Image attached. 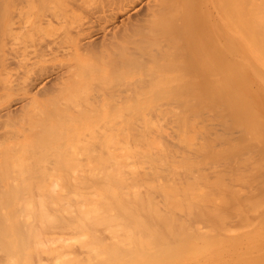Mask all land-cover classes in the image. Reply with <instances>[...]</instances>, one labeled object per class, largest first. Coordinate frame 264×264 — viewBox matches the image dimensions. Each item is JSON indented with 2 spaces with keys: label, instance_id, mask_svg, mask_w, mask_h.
Instances as JSON below:
<instances>
[{
  "label": "bare ground",
  "instance_id": "1",
  "mask_svg": "<svg viewBox=\"0 0 264 264\" xmlns=\"http://www.w3.org/2000/svg\"><path fill=\"white\" fill-rule=\"evenodd\" d=\"M86 1L0 0V51ZM136 1L98 0L66 50L58 40L46 48L89 66L65 60L58 70L60 60L58 81L35 91L32 65L0 77L10 99L0 122L17 110L40 117L45 94L64 105L60 117L90 122L58 133L64 119L43 103L59 125L28 118L36 129L21 138L9 127L17 142L12 156L5 143L0 151V264H264V0ZM126 6L135 12L118 27ZM15 57H0L2 67ZM254 233L263 237L253 251L234 255Z\"/></svg>",
  "mask_w": 264,
  "mask_h": 264
},
{
  "label": "rangeland",
  "instance_id": "2",
  "mask_svg": "<svg viewBox=\"0 0 264 264\" xmlns=\"http://www.w3.org/2000/svg\"><path fill=\"white\" fill-rule=\"evenodd\" d=\"M86 1V0H85ZM97 1L98 0H87L86 2H84V4H86V5H84L83 4V6H81V7H79V9H76V10H74V12L73 11H71V10H69V9H67L68 11H66V15H65V17H64V15H63V17H64V19L65 20H62V21H56V20H53V22H52V24H49V23H45L44 24V28H43V32L41 33V35H40V37L39 36H37V35H34V37H32V38H30V39H27V38H24L23 36H25V34H21V33H19V34H16L14 37H12L11 39H9V41H8V44L4 47V50L1 52V58H2V56H9L10 58H13L14 56H16L14 59H13V62H12V64L8 67V68H3L2 67V64L0 63V77H6L9 81L11 80V79H15L16 77H18V76H21L22 74H23V72H25V66H26V64H28V65H32V67H33V69L30 71V77H28V78H31L32 77V79L34 78V81H31L30 79H28V81H27V79H26V83H27V85L29 84V82L32 84V91H35L36 89H37V83H41L44 79H46V78H48V79H46V80H48V82H49V80L51 79V77H55V78H53V79H55V82L56 81H58V79H57V77H56V71L57 70H54V66L56 65L55 63L56 62H59L60 60L61 61H65V60H67V61H71L72 60V57L73 56H69V55H67L68 53H67V51H62V47H57V46H54L55 48H53V49H55V52L54 51H52L51 52V50H48V49H46V48H48V46H49V44H52L53 42H54V40L55 41H57L58 40V43H59V46H61V44L60 43H62L63 45V47L65 48V46H67L66 48H68L70 45H71V41L69 40V39H71V38H69L68 39V35H69V33L71 34V35H75L74 33L72 34L71 33V31L72 32H75L74 30H75V27L78 25V24H82L83 22H85V21H87L88 20V18H89V15L91 14V11L94 9V8H96V6H95V3H97ZM91 2V3H90ZM146 2H147V0H137L136 2H135V4H134V6H135V8L137 9V7H139V6H141L143 3H145V4H143V6L144 5H146ZM94 3V4H93ZM90 4V5H89ZM97 5V4H96ZM95 6V7H94ZM127 7V6H126ZM133 7V6H132ZM132 7H127L126 9H120V11H119V13H118V19H116V21H115V24L119 27V26H121V24L123 25V21L125 20H127V18H128V16H129V14H132V13H134L135 12V8L133 9ZM118 9V8H117ZM91 10V11H90ZM119 10V9H118ZM118 10H116V11H118ZM109 11V10H108ZM61 12V11H60ZM129 13V14H128ZM96 15H99V13L97 14L96 13ZM127 16V17H126ZM126 18V19H125ZM123 20V21H122ZM55 21V22H54ZM125 21H124V23H125ZM109 26H113V25H109ZM95 33V32H94ZM70 36V35H69ZM53 41V42H52ZM61 41V42H60ZM39 42H41V44H42V47H44L43 49H44V52H42L41 51V56L39 55V53H38V51H37V48H38V46H39ZM67 44V45H66ZM65 45V46H64ZM47 46V47H46ZM57 48H61L60 50L63 52H58V50H57ZM66 48H65V50H66ZM14 49H16L15 51H14ZM56 50H57V52H58V54L56 55ZM59 50V51H60ZM249 55L251 56V58H253V60H255L256 61V63H257V65L259 66V64H261V61H260V58H259V53L255 50V48H253V47H251V48H249ZM55 53V54H54ZM65 55V56H64ZM75 57V56H74ZM73 57V58H74ZM76 58L78 59H80L79 61H77L76 60ZM76 58L75 59H73L70 63H72L73 61V63H74V66L75 65H77V63H78V66H76V67H78L77 69V71H79V64H81L82 62H85V63H83V64H81V66L83 65L84 66V64L85 65H88V58H86V57H84V56H76ZM83 58V59H82ZM76 60V61H75ZM60 61V62H61ZM67 61H65V63H57V66H55V68L56 69H58V67L59 66H61L62 64L64 65V64H66V62ZM81 61V62H80ZM80 62V63H79ZM43 64V66H44V70H42L41 71V73H37V68L40 66V65H42ZM67 64H68V62H67ZM66 64V65H67ZM59 65V66H58ZM45 66H47V70L45 71V69H46V67ZM65 66V65H64ZM89 66V65H88ZM88 66L86 67V69L88 68ZM76 67H74V70H73V73H71L72 74V76L74 75V72L76 71ZM90 68V67H89ZM263 68V69H262ZM262 71H264V67L262 66ZM65 69V71H67L66 70V68H64ZM69 69V68H68ZM81 69V68H80ZM85 68H83V71H81L80 73L78 72V74H80L81 75V73L82 72H85V75H87L88 73H86V70ZM91 69V68H90ZM58 70H60V67H59V69ZM92 70V69H91ZM52 71L54 72L55 71V73H52ZM69 72V71H68ZM67 72V73H68ZM88 72H89V69H88ZM66 73V74H67ZM57 74H59V73H57ZM71 74L69 73L68 74V76H66L65 78H67V79H69L68 77H71ZM82 74H84V73H82ZM41 75V76H40ZM76 75H77V73H76ZM76 75H74V76H76ZM25 76H26V73H25ZM39 76V77H38ZM83 76V75H82ZM41 77H42V79H41ZM39 80H38V79ZM74 77H71L70 79H73ZM24 79V78H23ZM57 79V80H56ZM82 79H84V77L82 78ZM36 80V81H35ZM37 81H39V82H37ZM53 81V80H52ZM0 82H2V79L0 78ZM44 82V81H43ZM34 83H36V85L34 84ZM50 83H52L51 82V80H50ZM34 84V85H33ZM0 88H2V83H0ZM4 91H3V89H0V112L1 111H3V108L6 106H4V104H6V102L8 103V101L10 100V99H8L6 96L4 97V95L2 96V93H3ZM49 94H45V96H44V94H43V96H44V98L43 97H41L40 96V98H41V102H43L44 104H45V106L48 108V111L50 110V113H51V111H53L51 108H53V106L55 105V103L54 104H51V106H50V104L49 103H52V102H50V100L48 99H46L47 97L46 96H48ZM53 95V94H52ZM52 95H50V96H52ZM49 97V96H48ZM6 98V99H5ZM46 100H47V103H48V101H49V103L47 104L46 103ZM42 103V104H43ZM11 104H13V107L15 106V104H16V100L15 101H12V103ZM42 104H40L39 106H34V108L32 107V109H31V112H32V110L34 109V111L36 110V108H38V110H36V112H37V114H38V111H39V109L41 108V111H45V113L42 115V113H40L41 111H39V116L41 117V119H42V122L43 121H45V123H47L46 125H48L49 123L51 124V123H55L56 125H59V124H57L56 123V121L54 122V120L56 119V120H59V117H60V115H62L63 113L61 112L62 110L64 111V108H63V106L62 105H55L54 107L56 108V112H57V116H59L58 118H55V116L52 118L50 115L51 114H48V112L46 111L47 109H46V107L44 106V104L42 105ZM53 105V106H52ZM4 106V107H3ZM50 106V107H49ZM16 107V106H15ZM14 107V108H15ZM135 107V106H134ZM2 108V109H1ZM43 108H45V109H43ZM54 109V108H53ZM59 109H62L61 111H59V112H61L62 114H59L58 113V111L57 110H59ZM55 110V109H54ZM17 111H19L18 113L17 112H15V114L17 113V114H19V115H17L16 114V117L17 116H19V118H20V114L22 115V117H24L25 118V115H26V120L25 119H22V121L18 118V120H16L17 122H19L20 124L22 123V124H24L25 126L24 127H22L20 124H18L16 121H14L16 118H7V117H5V119H6V121L4 120L3 122H4V124H3V122L1 121L0 122V142H3V143H0L1 145H0V151H2V153L4 154V153H6V149H5V151H3V149H4V143L8 146V148L10 149V147L12 148L10 151H9V149L7 148V146H6V148L8 149L7 151V153L8 154H10L11 155V151L13 150V146L12 145H14L17 141L16 140H13L14 138H12V137H10V134L12 135V130L13 129H16L17 128V130L19 129L20 130V138L23 136V134L25 133V134H29V133H31V134H34L33 132H34V130L36 129V128H33L32 130H29V129H31L32 127L31 126H33V121L35 122V120H37V119H39L40 117H38V115L36 116V114H35V112H33L34 114H35V116H33L34 114H31L32 115V117H31V119H30V113L28 114V113H25V115H23L22 113H21V111L22 110H17ZM43 111V112H44ZM111 111H114V110H112L111 109ZM128 111V110H127ZM23 113H24V111H23ZM52 113H54V111L52 112ZM66 113V112H65ZM124 113H126V110L124 111ZM15 114H13V115H15ZM27 114L29 115V116H27ZM59 114V115H58ZM55 115V114H54ZM64 116H65V114H63ZM67 115V114H66ZM46 116V117H45ZM49 116V117H48ZM64 116L62 117L63 119H64ZM21 117V118H22ZM60 117V120L62 119ZM28 118L32 121V125L30 126V123H29V120H28ZM34 118V119H33ZM48 119V121H49V123H48V121L47 120H43V119ZM68 118V121H69V119L71 120V117L69 118L68 116L66 117V119ZM41 119H39L40 120V122H41ZM66 119H64V121L66 122ZM10 122H8V121ZM11 120H13V121H11ZM23 120H25V122H23ZM28 120V121H27ZM60 120H59V122H60ZM75 119H73L72 118V123H68V121H67V123L69 124V126L70 127H72V126H74L73 128H70V130H67V128L68 127H66V125H68V124H66V123H64V121L63 122H61V124H62V126L64 127V128H66V129H64V128H62V126H55V127H57V129L59 130V129H61V131H62V129L64 130V133H69L70 131L72 132V130H77L78 131V129H80L79 127V125L81 124V125H83V126H81V129H83V128H85L87 125H88V123H90V122H88L87 123V121H85V120H81V122H80V124L77 122L76 123V121H74ZM78 120V119H77ZM52 121V122H51ZM82 121H83V123L85 122V123H87V124H82ZM16 122V123H15ZM12 123H15V124H13L12 125ZM36 123H37V121H36ZM44 123V122H43ZM10 124V125H9ZM35 124V123H34ZM95 124V123H94ZM170 124H172V123H170ZM169 124V125H170ZM5 125V126H4ZM27 125L28 126H30V128H28V132L27 131H25L24 130V128L25 127H27ZM45 125V124H44ZM54 125V124H53ZM78 125V126H77ZM14 126L16 127V128H14ZM20 126V127H19ZM35 126L37 127V128H42V126H39V123L36 125L35 124ZM39 126V127H38ZM75 126H77L78 128H76ZM219 127H221L220 125H218ZM6 127V128H5ZM12 129H10V128ZM45 127V126H44ZM43 127V128H44ZM8 128V130H10V131H8L9 133L7 134V131H4V130H6ZM68 128V129H69ZM26 129V128H25ZM38 129V130H39ZM60 130H59V132L58 133H60L61 132ZM4 132H5V134L6 135H8V137L10 138H8L7 140H4L5 138H7V136L6 135H4ZM14 132H16V130L14 131ZM13 132V133H14ZM18 132V131H17ZM14 133V135L15 134H18V133ZM57 132V131H56ZM54 133V131L53 132H50L49 133V135L50 134H55L54 135V137H56V136H58L59 134L58 133ZM21 133H22V135H21ZM63 133V131H62V134H64ZM172 133V132H171ZM38 133H36V135H34L35 137H38L39 135H37ZM62 134H60V135H62ZM13 135V136H14ZM65 135V134H64ZM2 136V137H1ZM63 136V135H62ZM62 136H61V138H62ZM51 137H53L52 135H51ZM51 137L50 136H48V139L50 140L51 139ZM12 138V139H11ZM59 140H60V136H59V138H58ZM58 140V141H59ZM10 143H13V144H10ZM11 145V146H10ZM18 148V147H17ZM15 149L14 148V151L16 150V152H18V151H20L21 152V150L18 148V149ZM18 150V151H17ZM9 152H11V153H9ZM14 153V156H15V154L16 155H18V154H20V152L19 153ZM22 152H23V150H22ZM1 153V154H2ZM22 154V153H21ZM4 156V155H3ZM6 156H7V158L8 157H10V156H8L7 154H6ZM6 156H4V158H6ZM12 156V155H11ZM20 155H18L17 157H19ZM0 158H2V155L0 156ZM12 157H10V159H11ZM15 159H17L16 157H14ZM13 158V160H15ZM3 159V158H2ZM5 160V159H4ZM12 160V159H11ZM12 160V161H13ZM198 160H201V158L200 159H198ZM1 161H3V160H1L0 159V165L2 164V162ZM6 161V160H5ZM7 161H9V159L7 160ZM4 163V162H3ZM0 174H1V170H0ZM2 175H5V174H2ZM1 176V175H0ZM260 233V232H259ZM262 235H264L263 233H262ZM261 234H250V238H247V239H249V240H251L252 242H251V244H250V246H245V247H243V248H237V249H235V252H234V255H238V252H236V251H238V250H241V249H243L244 251H246L247 253H249L251 250L253 251V247L251 248V245H254V240H256V239H260L261 237H263ZM243 240H246V238H244ZM240 241H237L236 242V245L238 246V243H239ZM240 244V243H239ZM252 259L254 260L255 259V256H254V258L252 257ZM241 260V259H240ZM238 258H236V262L234 263V264H238L239 263V261H240ZM250 264H254V261H251V263Z\"/></svg>",
  "mask_w": 264,
  "mask_h": 264
}]
</instances>
